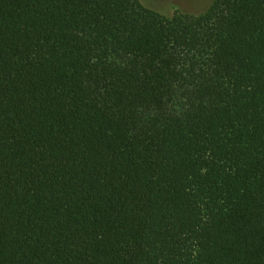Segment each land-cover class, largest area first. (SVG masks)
<instances>
[{
    "label": "trees",
    "instance_id": "16d2710c",
    "mask_svg": "<svg viewBox=\"0 0 264 264\" xmlns=\"http://www.w3.org/2000/svg\"><path fill=\"white\" fill-rule=\"evenodd\" d=\"M0 264H264V0H0Z\"/></svg>",
    "mask_w": 264,
    "mask_h": 264
},
{
    "label": "rangeland",
    "instance_id": "374dc122",
    "mask_svg": "<svg viewBox=\"0 0 264 264\" xmlns=\"http://www.w3.org/2000/svg\"><path fill=\"white\" fill-rule=\"evenodd\" d=\"M148 7L167 17H172L176 10L191 14L206 11L214 0H141Z\"/></svg>",
    "mask_w": 264,
    "mask_h": 264
},
{
    "label": "crops",
    "instance_id": "0c3cea01",
    "mask_svg": "<svg viewBox=\"0 0 264 264\" xmlns=\"http://www.w3.org/2000/svg\"><path fill=\"white\" fill-rule=\"evenodd\" d=\"M145 5V4H144ZM147 6V5H146ZM148 7V6H147ZM150 8V7H149ZM155 10V9H154ZM157 11V10H156Z\"/></svg>",
    "mask_w": 264,
    "mask_h": 264
}]
</instances>
